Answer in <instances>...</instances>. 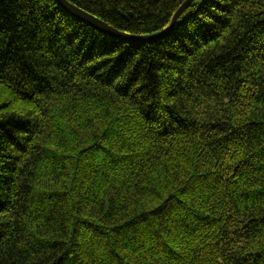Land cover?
Segmentation results:
<instances>
[{
    "label": "trees",
    "instance_id": "trees-1",
    "mask_svg": "<svg viewBox=\"0 0 264 264\" xmlns=\"http://www.w3.org/2000/svg\"><path fill=\"white\" fill-rule=\"evenodd\" d=\"M0 264H264V0H0Z\"/></svg>",
    "mask_w": 264,
    "mask_h": 264
},
{
    "label": "water",
    "instance_id": "water-1",
    "mask_svg": "<svg viewBox=\"0 0 264 264\" xmlns=\"http://www.w3.org/2000/svg\"><path fill=\"white\" fill-rule=\"evenodd\" d=\"M61 5H63L72 15L77 17L78 19L82 20L83 22L89 24L93 28L111 35L116 38H120L127 41H149L153 39H158L161 37L167 36L169 33L172 32L177 21L181 14L191 5L194 0H186L177 10L175 13L172 22L170 25L165 28L164 30L153 34V35H132L125 32L118 30L117 28L111 26L110 24L106 23L102 19L90 14L89 12L81 9L80 7L76 6L75 4L71 3L68 0H57Z\"/></svg>",
    "mask_w": 264,
    "mask_h": 264
},
{
    "label": "bare ground",
    "instance_id": "bare-ground-1",
    "mask_svg": "<svg viewBox=\"0 0 264 264\" xmlns=\"http://www.w3.org/2000/svg\"><path fill=\"white\" fill-rule=\"evenodd\" d=\"M185 12V11H184Z\"/></svg>",
    "mask_w": 264,
    "mask_h": 264
}]
</instances>
